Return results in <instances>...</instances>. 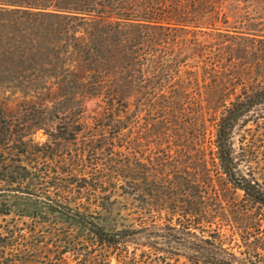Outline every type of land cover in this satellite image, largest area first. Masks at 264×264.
Returning <instances> with one entry per match:
<instances>
[{
  "label": "trees",
  "instance_id": "obj_1",
  "mask_svg": "<svg viewBox=\"0 0 264 264\" xmlns=\"http://www.w3.org/2000/svg\"><path fill=\"white\" fill-rule=\"evenodd\" d=\"M239 1L264 4L0 0V149L14 151L17 183L28 173L45 185L33 164L93 131L91 145L66 152L69 172L85 181L89 169L102 190L134 188L143 205L129 226L116 224L111 216L119 213L104 206L67 205L62 213L84 234L68 233L64 242L52 232L11 233L5 246L15 245L16 254L9 264H67L66 253L75 264H110L112 257L117 264H172L163 255H175L171 243L195 254L191 264H256L248 250L238 257L224 249L218 230L204 236L221 215L224 194L240 191L242 200L264 208L263 188L239 174L233 157L235 124L264 104V84H248L247 71L239 70L244 53L264 44V31L228 26V6L243 10ZM259 19L249 25L262 26ZM90 102L99 108L92 124L85 117ZM38 132L45 142L35 140ZM152 147L162 153L157 160L145 156ZM206 156L216 160L214 169ZM99 191L98 202L113 196ZM137 246L154 253L137 254Z\"/></svg>",
  "mask_w": 264,
  "mask_h": 264
},
{
  "label": "rangeland",
  "instance_id": "obj_2",
  "mask_svg": "<svg viewBox=\"0 0 264 264\" xmlns=\"http://www.w3.org/2000/svg\"><path fill=\"white\" fill-rule=\"evenodd\" d=\"M236 3H239V9L243 8V10L234 11L232 6H228V15L231 16L228 26L264 31V4H257L256 2L243 4L241 1ZM236 3L231 4L234 6ZM259 18L263 20L262 26L249 25V22L257 24ZM242 63L246 65H243L244 67L239 66L241 68L239 70L247 71L248 84L255 85L259 82L264 84V44H255L252 53H244ZM98 114L99 108L95 103H88L85 114L88 124H92L93 119ZM97 134L93 131L90 134L80 133L78 138L86 137L81 140L78 139L76 143L61 144L58 148L49 150V155L54 153L58 156L40 159L36 164L34 163L33 165L38 168L37 177L41 176V182L44 180L46 183L40 186L37 179L28 173L27 175L24 174L27 177L24 184L19 185L18 181L15 180L16 163L14 156L12 157L14 151L9 146L0 149V264H9L7 261L9 257H15L16 251L14 249L16 246H13V251L5 246L12 235L11 233L14 234L15 238L19 234L26 237L43 234V236L51 238L48 232H52L55 239L64 242L67 240L65 236L68 233L75 237L84 234L76 220L62 213V208L67 207V205L71 208L75 206L89 207L91 211L96 206H104L105 209L119 213L117 216L115 214L111 216V218L116 219V224L121 223L129 226L132 218H134V215H131L132 212L139 211L138 207L143 206L134 201L132 196L137 194L134 188L124 191L108 185L102 190L92 183L90 175L87 174L89 169L84 171V177H86L84 181L81 179V172H69L68 165L64 164L65 161L68 162L69 158V154L66 155L67 151L74 154L77 149L85 147V144L91 145L89 143L91 136ZM35 140L43 143L46 138L42 132H38ZM232 143L233 157L239 174L247 179L255 180L264 190V104L252 108L237 121L232 131ZM55 149L58 151L55 152ZM210 149L213 150L214 147L211 146ZM152 153L147 151L145 156L149 155L154 160L162 156V153H158L153 147ZM206 161L208 168L214 169L211 164H216V160L211 159V156H206ZM194 164L198 166L199 163L197 161ZM54 178H59V180ZM215 184L218 183L215 181ZM97 188L101 192H105L104 194H113V196L98 202L95 198V194L99 191ZM126 192L130 194H126ZM224 195V208L219 212L221 215L212 220L213 224L210 227H206L204 236H209L216 229L219 232L218 239L222 241V247L229 253L243 257V253L248 250L252 254L250 257L255 260L256 264H264V208L249 200H242L243 196L240 191H237L235 195ZM233 206L235 207L232 208ZM105 227L108 230L111 229L109 223L105 224ZM137 243L145 244L144 240ZM171 247V251L175 255L169 253L163 255L170 258L172 264H191V261L196 258L192 251L179 244L171 243ZM134 248L136 246H129V251ZM161 248L165 252H169L166 246H161ZM143 250L153 252L147 247L137 246L136 253L139 254ZM64 257L67 264H75V258L70 253H66ZM198 259L201 260V258ZM110 264H117L114 257L110 259Z\"/></svg>",
  "mask_w": 264,
  "mask_h": 264
}]
</instances>
